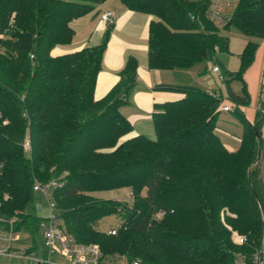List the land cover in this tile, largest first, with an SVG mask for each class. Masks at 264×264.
<instances>
[{
	"label": "trees",
	"instance_id": "1",
	"mask_svg": "<svg viewBox=\"0 0 264 264\" xmlns=\"http://www.w3.org/2000/svg\"><path fill=\"white\" fill-rule=\"evenodd\" d=\"M100 1L0 0V231H28V250L34 249L43 216L32 185L57 179L61 184L50 197L60 228L77 242L97 246L103 259L237 264L241 257L243 264H256L264 239V179L255 163L261 118L252 123L239 109L231 111L242 133L230 151L215 131L220 93L161 83L154 89L182 96L154 104L156 138H124L132 126L120 108L137 82V59L128 56L117 83L94 99L111 26L99 44L51 55L54 47L71 42L70 22ZM121 1L153 16L149 68L205 73L212 62L222 68L232 104H247L244 82L236 94L229 81L242 79L264 38V0H236L222 24L210 20V0ZM229 29L248 37L236 71L221 61L229 51L222 31ZM262 94L264 107V88ZM25 137L28 151L22 147ZM120 187L130 188L128 200L94 195ZM110 215L121 220L116 234L98 228ZM227 226L244 235V243H234Z\"/></svg>",
	"mask_w": 264,
	"mask_h": 264
},
{
	"label": "crops",
	"instance_id": "2",
	"mask_svg": "<svg viewBox=\"0 0 264 264\" xmlns=\"http://www.w3.org/2000/svg\"><path fill=\"white\" fill-rule=\"evenodd\" d=\"M230 2V1H229ZM233 6H224L222 13L226 16L230 14ZM104 11L113 13L112 21H103L100 14ZM152 15L128 9L121 0H101L95 8L70 22L74 30L71 42L68 45H58L51 50V55H61L78 50L85 46L99 44L104 33L110 28V35L106 43L102 56L101 68L96 75L94 99L103 98L106 93L117 83L119 71L122 69L128 56L137 59V82L131 92L128 103L120 108V112L127 118L132 126L124 138L143 134L147 137L155 132L152 122V112L154 104L167 100L180 98L182 95L175 92L156 90L154 86L161 83L196 84L208 91L220 93L223 97L222 105L230 104L233 109H239L244 117L250 122H254L257 117L261 118L260 126V173L264 179V107L261 106L260 98L264 88V38L258 40L257 48L254 52L253 60L243 70L241 78H234L229 81V86L236 94L242 93L243 82L248 93V102L244 105H233L228 98L226 83L218 79V73L212 71L214 64L208 63L207 72L200 73L194 70H187L180 75L171 70L151 69L147 64V41L149 23ZM223 34L228 37V52L221 54V61L229 71H236L240 65V53L248 41L245 35L229 29L223 30ZM234 37V41L230 39ZM222 74V68L219 67ZM243 81V82H242ZM230 114V115H228ZM227 126L235 132L227 139L221 137L219 126ZM224 146L234 151L240 144L242 127L238 118L231 111L221 112L215 128ZM230 135V137H229ZM233 136V137H231ZM38 210L40 206H38ZM15 247H18L17 245Z\"/></svg>",
	"mask_w": 264,
	"mask_h": 264
},
{
	"label": "built area",
	"instance_id": "3",
	"mask_svg": "<svg viewBox=\"0 0 264 264\" xmlns=\"http://www.w3.org/2000/svg\"><path fill=\"white\" fill-rule=\"evenodd\" d=\"M224 6H230V2L227 0H210L209 18L212 22L222 24L225 21L228 16L222 13ZM100 19L103 21H112L113 13L111 11H104L100 14ZM212 71L218 73L219 80H223L224 77L220 73L218 65H214ZM221 109L224 111H232L233 106L230 104L222 105ZM22 147L24 151L30 149L28 137H25ZM60 184L59 180L50 179L45 182L34 181L32 185L34 192L40 191L48 198L50 207L48 215L43 216L38 227L41 248L37 249L35 245V248L29 251L28 246L30 245L20 248L15 247L13 243L19 239V232L14 231L10 227L9 229L0 231V255H6L8 261L12 257H18L22 260H27L29 264H110L103 259L97 246L77 242L72 235L60 228V220L56 215L54 203L49 195ZM6 197L8 196L6 195ZM231 232V238L234 243H244L246 240L244 235L233 230ZM108 233L116 234V229L110 228ZM260 251V255L255 257L256 264H264V244ZM118 259L120 264H127L123 257H118ZM242 259L239 257L236 263L243 264ZM129 264H138V262L131 261Z\"/></svg>",
	"mask_w": 264,
	"mask_h": 264
},
{
	"label": "rangeland",
	"instance_id": "4",
	"mask_svg": "<svg viewBox=\"0 0 264 264\" xmlns=\"http://www.w3.org/2000/svg\"><path fill=\"white\" fill-rule=\"evenodd\" d=\"M231 2V5L233 6L232 8H234L236 0H227ZM235 36H231L230 39L232 40V42H235L234 40ZM230 115V114H228ZM219 130L218 132H220L221 137L223 139H227V133H229L230 135L232 134V132H235V130L233 131L232 129H229L227 126L221 124V126H219ZM229 135V137H230ZM148 138L151 139H155L156 138V133L153 132L151 136H148ZM233 137V136H231ZM51 194V192H50ZM49 194V195H50ZM95 196H97L98 198H103V199H118V200H122V201H126L129 199L130 197V188L128 187H120L117 189H112V190H107V191H100V192H95L94 193ZM34 202L37 206H40V209L37 211L39 215L41 216H46L48 215L49 211H50V207H49V201L48 198L40 191H36L35 195H34ZM121 224V220L116 217L115 215H110V216H106L104 218H102L99 223H98V228L102 231H106L108 232L110 230V228H118ZM228 229H231L230 226H227ZM32 243V236L28 231L22 230L19 231V239L14 242L13 244L16 246H18V248L23 247V246H28ZM35 243L37 246V249L41 248V242H40V238L36 237L35 239ZM122 259V258H121ZM105 261L107 263L110 264H118L119 260L115 259V258H106ZM118 262V263H117ZM0 264H29V262L27 260H22L21 258L18 257H12L9 261L6 255H0Z\"/></svg>",
	"mask_w": 264,
	"mask_h": 264
},
{
	"label": "water",
	"instance_id": "5",
	"mask_svg": "<svg viewBox=\"0 0 264 264\" xmlns=\"http://www.w3.org/2000/svg\"><path fill=\"white\" fill-rule=\"evenodd\" d=\"M259 156H260V146L258 147V153H257V157H256V160H255V163H257L259 161ZM263 244H264V239H263L262 245Z\"/></svg>",
	"mask_w": 264,
	"mask_h": 264
}]
</instances>
